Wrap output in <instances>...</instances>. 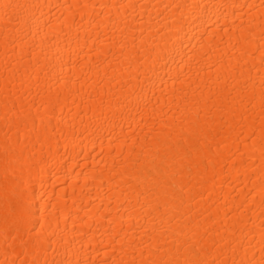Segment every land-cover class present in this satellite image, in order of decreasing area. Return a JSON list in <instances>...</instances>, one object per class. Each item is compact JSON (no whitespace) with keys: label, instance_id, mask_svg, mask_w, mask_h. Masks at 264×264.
Masks as SVG:
<instances>
[{"label":"bare ground","instance_id":"6f19581e","mask_svg":"<svg viewBox=\"0 0 264 264\" xmlns=\"http://www.w3.org/2000/svg\"><path fill=\"white\" fill-rule=\"evenodd\" d=\"M0 264H264V0H0Z\"/></svg>","mask_w":264,"mask_h":264}]
</instances>
